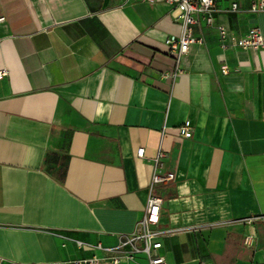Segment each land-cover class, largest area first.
<instances>
[{"label":"crops","instance_id":"obj_1","mask_svg":"<svg viewBox=\"0 0 264 264\" xmlns=\"http://www.w3.org/2000/svg\"><path fill=\"white\" fill-rule=\"evenodd\" d=\"M255 2L216 0L176 56L163 1L0 0V264H149L117 247L159 150L167 264H264V50L236 45L264 34Z\"/></svg>","mask_w":264,"mask_h":264},{"label":"built area","instance_id":"obj_2","mask_svg":"<svg viewBox=\"0 0 264 264\" xmlns=\"http://www.w3.org/2000/svg\"><path fill=\"white\" fill-rule=\"evenodd\" d=\"M144 2L163 1L169 4L173 11L177 13V17L181 19L182 32L178 35L171 34L166 37L165 43L169 46L171 52L176 56H181L189 51L194 43H202V38L194 35V28L200 23V16L204 15L208 24H213L215 18L213 11L216 6V0H139ZM233 10L238 9V4L233 3ZM252 10L257 13L264 12V0H256ZM4 17H0V22L4 21ZM222 38L227 37V29L225 26H219ZM236 45L244 49H262L264 50V34L257 27L250 28L244 35L236 40ZM223 72H228V66H223ZM8 74V70L0 68V80ZM179 134L182 137H191L192 129L189 122L179 127ZM138 156L145 155V148H139ZM166 153L159 150L153 159L154 172L150 181V193L147 199L143 216L138 220L131 234L123 240L118 249L129 246L130 250L126 252L127 258H133L136 254H144L149 264H167L166 257L159 254L158 250L162 247V241L159 239L161 235L172 232V229H162L159 227L163 198L155 193V189L175 178V173L171 170L163 171L164 163L162 161ZM1 263V259H0ZM71 264H100L98 258H81L75 259ZM112 264H120L118 258H114ZM198 264H209L202 261Z\"/></svg>","mask_w":264,"mask_h":264}]
</instances>
